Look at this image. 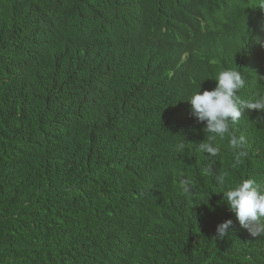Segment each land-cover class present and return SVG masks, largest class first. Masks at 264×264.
Segmentation results:
<instances>
[{"label": "trees", "instance_id": "obj_1", "mask_svg": "<svg viewBox=\"0 0 264 264\" xmlns=\"http://www.w3.org/2000/svg\"><path fill=\"white\" fill-rule=\"evenodd\" d=\"M252 1L0 0V264H264L214 180L264 184V114L231 126L234 167L227 135L198 150L187 101L229 68L264 94V57L221 17Z\"/></svg>", "mask_w": 264, "mask_h": 264}, {"label": "clouds", "instance_id": "obj_2", "mask_svg": "<svg viewBox=\"0 0 264 264\" xmlns=\"http://www.w3.org/2000/svg\"><path fill=\"white\" fill-rule=\"evenodd\" d=\"M221 17L225 29L242 42L254 58L260 55L264 57V0L250 2L245 13H241L237 6L222 13ZM206 27L207 25L205 30ZM214 80L216 87L213 90H205L201 94L199 86L187 100L191 105V115L197 123L205 124L203 131L207 134L204 142L197 144L196 147L199 151L209 154V158L216 157L220 154L221 148L215 140L217 137L223 139L226 135L229 136V145L236 150V164L233 165L235 167L246 153L242 151L244 138L233 134L231 126L237 124L246 109L264 114V94L258 95L253 101L242 100L239 92L245 88L246 80L240 70L235 68L220 71ZM187 144L183 140L180 141L177 150L183 152ZM204 171L211 174L210 168H205ZM226 175V173L215 175L214 180L221 189L229 210L252 237L264 236V184L249 178L225 189ZM193 187L190 179L180 180V188L184 194L190 195ZM231 226V220L219 224L216 239L228 237Z\"/></svg>", "mask_w": 264, "mask_h": 264}]
</instances>
